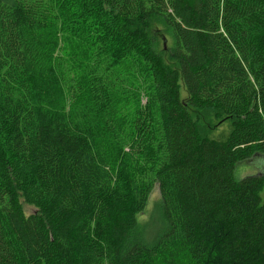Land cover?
Returning <instances> with one entry per match:
<instances>
[{
    "label": "trees",
    "instance_id": "obj_1",
    "mask_svg": "<svg viewBox=\"0 0 264 264\" xmlns=\"http://www.w3.org/2000/svg\"><path fill=\"white\" fill-rule=\"evenodd\" d=\"M254 157L264 0H0V264H264V173L235 174Z\"/></svg>",
    "mask_w": 264,
    "mask_h": 264
},
{
    "label": "rangeland",
    "instance_id": "obj_2",
    "mask_svg": "<svg viewBox=\"0 0 264 264\" xmlns=\"http://www.w3.org/2000/svg\"><path fill=\"white\" fill-rule=\"evenodd\" d=\"M158 47L161 51V54L163 55V58L167 59V54H165V51H163V48L166 49L168 45H170V39L169 36L165 30L164 27L158 26ZM58 33L60 37H62V25L58 23L57 25ZM62 39L60 40V45H62ZM76 45L81 46L80 40L76 41ZM62 53H64V56L61 57V52L57 53L58 59L60 60L61 68L64 71V74L67 78H69V74L72 71V69H69V67L72 65V61L69 62L67 59L68 54L65 52V50L62 48ZM81 55L79 54V57ZM73 62L76 66L77 62H75V58H73ZM74 66V68H75ZM183 95V94H182ZM146 98L142 96L139 98V105L136 108H130V110L134 109L131 112V115L129 117V128L132 131V133H138L139 127H140V118L138 117V114H140V109L143 108V104L145 103ZM191 116L194 120L197 122V126L199 128V132L202 135H205L212 139H224L227 134L229 133L231 129V123L230 120L225 118L222 115H218L217 112L212 110H189ZM134 150L138 152L143 151V146L140 143L138 146H134ZM264 173V157H254L247 161L241 162L237 164L235 174L237 177H243L246 175H255V174H263ZM159 199V193H158V186L154 185L149 198L148 203L146 205L145 210L137 215L138 222L142 223L144 222L149 214L151 213L154 204ZM24 210L26 213H29L31 211V208L29 206H26L23 204Z\"/></svg>",
    "mask_w": 264,
    "mask_h": 264
}]
</instances>
